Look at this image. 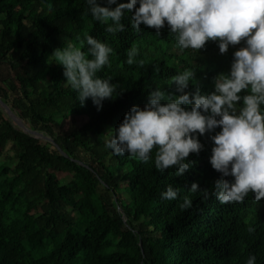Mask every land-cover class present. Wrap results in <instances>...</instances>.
Listing matches in <instances>:
<instances>
[{"label":"trees","instance_id":"trees-1","mask_svg":"<svg viewBox=\"0 0 264 264\" xmlns=\"http://www.w3.org/2000/svg\"><path fill=\"white\" fill-rule=\"evenodd\" d=\"M86 9L85 0H0V97L60 147L19 129L0 107V264H245L250 254L264 264V198L249 192L222 204L188 192L194 181L211 192L221 176L209 163L208 134L183 176L157 170L155 148L141 162L104 143L133 105L147 102L149 86L175 92L166 81L185 68L195 71L186 91H212L240 45L223 54L215 41L182 50L167 25L159 34L143 24L137 32L131 13L124 31L109 33ZM85 33L114 49L97 75L111 77L118 95L100 110L91 98L81 105L63 67L49 60L69 41L79 46ZM133 45L137 62L128 64ZM169 183L181 187L176 200L161 198ZM183 195L191 208L179 207Z\"/></svg>","mask_w":264,"mask_h":264},{"label":"clouds","instance_id":"clouds-1","mask_svg":"<svg viewBox=\"0 0 264 264\" xmlns=\"http://www.w3.org/2000/svg\"><path fill=\"white\" fill-rule=\"evenodd\" d=\"M85 2L86 11L106 24L109 33L124 31L122 21L131 13L129 23L137 32L143 24L159 34L167 25L182 50L198 51L215 41L223 54L230 46L240 45L233 52L230 70L213 77L212 91L202 92L198 86L186 91L195 71L185 68L166 81L175 85V92L149 86L147 102L143 107L133 105L106 134L104 143L113 155L126 153L141 162H147L155 148V168L164 172L174 167L175 176H183L194 165L190 154L204 148L200 137L208 134L213 142L209 163L221 176L211 192L195 181L188 192L202 193L204 200L215 195L222 204L241 202L249 192L256 201L264 198V0ZM126 52L128 64L137 62L135 45ZM110 54L114 49L109 43L85 33L79 46L69 41L54 49L49 60L63 67L65 84L76 91L81 105L91 98L100 110L106 98L118 95L111 77L97 75L110 63ZM180 192L181 187L169 183L161 198L176 200ZM181 199L182 210L193 206L189 195ZM256 259L250 254L245 264H256Z\"/></svg>","mask_w":264,"mask_h":264},{"label":"water","instance_id":"water-1","mask_svg":"<svg viewBox=\"0 0 264 264\" xmlns=\"http://www.w3.org/2000/svg\"><path fill=\"white\" fill-rule=\"evenodd\" d=\"M0 107L2 109H4L6 114L12 119V121L17 125V127L19 129H21L25 133H28L29 135H31L35 138L51 142L53 145H55L60 150L59 145L55 142V140L51 136L47 135L46 133H44L42 131H39V130H36V129L29 127L21 119V117L12 110V108L9 106V104H7L1 97H0ZM61 152H62V150H61ZM62 153H64V152H62Z\"/></svg>","mask_w":264,"mask_h":264},{"label":"rangeland","instance_id":"rangeland-1","mask_svg":"<svg viewBox=\"0 0 264 264\" xmlns=\"http://www.w3.org/2000/svg\"><path fill=\"white\" fill-rule=\"evenodd\" d=\"M58 119H59V117H58ZM82 121H84V119L82 118V117H77V120H76V122H78V123H81ZM59 127V126H58ZM7 152H9L10 154H13L11 151H9V147L7 146V148H6V153ZM4 155L5 154H0V159H3L4 158Z\"/></svg>","mask_w":264,"mask_h":264}]
</instances>
